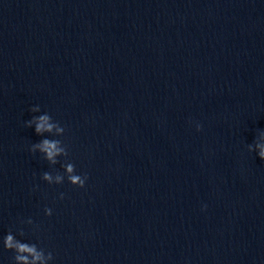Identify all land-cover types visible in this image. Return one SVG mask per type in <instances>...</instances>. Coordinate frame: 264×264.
Listing matches in <instances>:
<instances>
[{"label": "water", "instance_id": "1", "mask_svg": "<svg viewBox=\"0 0 264 264\" xmlns=\"http://www.w3.org/2000/svg\"><path fill=\"white\" fill-rule=\"evenodd\" d=\"M37 104L83 189L40 179L62 169L29 152ZM258 129L264 0H0V237L54 264H264Z\"/></svg>", "mask_w": 264, "mask_h": 264}, {"label": "clouds", "instance_id": "2", "mask_svg": "<svg viewBox=\"0 0 264 264\" xmlns=\"http://www.w3.org/2000/svg\"><path fill=\"white\" fill-rule=\"evenodd\" d=\"M32 114L31 119L24 122V126L34 131L35 136L40 139L32 143L29 152L38 155L50 167L54 168L58 163L62 172H44L40 179L42 182L51 185H62L65 180L74 188L83 189L88 180L86 174L77 173L75 165L69 159V152L66 144L61 139L65 135V128L47 112L41 110L40 105L32 106L29 109ZM197 132L201 131V125L195 124ZM247 152L255 153L264 161V129H258L252 143L247 144ZM61 161H63L61 163ZM35 191V188L33 189ZM60 200L64 199V194L59 196ZM207 205L202 206L201 211H205ZM44 215L51 217L53 210L49 207L44 208ZM31 227L33 233L39 231V226L33 224V220L28 218L20 222ZM20 237V238H17ZM25 231L20 227L14 233L9 230L0 237V249L13 254V264H54V256L51 251H46L39 247L37 243H31L23 238Z\"/></svg>", "mask_w": 264, "mask_h": 264}]
</instances>
